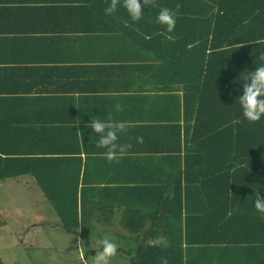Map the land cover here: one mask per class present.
<instances>
[{"label": "trees", "instance_id": "16d2710c", "mask_svg": "<svg viewBox=\"0 0 264 264\" xmlns=\"http://www.w3.org/2000/svg\"><path fill=\"white\" fill-rule=\"evenodd\" d=\"M140 2L133 23L110 0H0V182L32 179L63 229L82 230L83 259L97 252L85 231L121 211L129 264H264V117L236 102L264 66V0ZM177 4L167 33L157 16ZM109 114L130 125L119 163L87 127Z\"/></svg>", "mask_w": 264, "mask_h": 264}, {"label": "rangeland", "instance_id": "374dc122", "mask_svg": "<svg viewBox=\"0 0 264 264\" xmlns=\"http://www.w3.org/2000/svg\"><path fill=\"white\" fill-rule=\"evenodd\" d=\"M27 185L34 186L36 191L33 187L28 190ZM117 218L113 217L112 228L119 227ZM95 227L97 225H92L89 233L85 231L90 237L89 248L98 251L96 242L105 235L114 237L118 248L124 252L136 246L130 240L132 236L123 229L104 232L103 228L98 227L102 231H97ZM94 230L98 235L92 232ZM80 245L83 249L82 236H72L63 229L34 181L21 177L0 182V263L92 264L94 255L83 259L84 251H78ZM122 251H118L112 264H129Z\"/></svg>", "mask_w": 264, "mask_h": 264}, {"label": "clouds", "instance_id": "9594fccd", "mask_svg": "<svg viewBox=\"0 0 264 264\" xmlns=\"http://www.w3.org/2000/svg\"><path fill=\"white\" fill-rule=\"evenodd\" d=\"M121 3L133 23L139 22L143 18V7L140 0H110V4L105 9L106 14L110 16L114 15L118 7L121 6ZM143 6L154 7L155 0H143ZM181 7L182 5L177 4L175 13L166 7L160 10L157 16V23L163 26L167 33L174 31L176 27V15ZM161 35H164V33L162 32ZM166 38L170 39L171 37ZM242 46L244 45H238L239 48ZM259 59L264 61V54H261ZM242 85L243 92L236 102L238 101L241 106L243 118L249 123L255 124L264 117V66H257L255 67V71L247 72L244 75ZM115 108L117 112L124 110L120 104H116ZM129 126L128 122L114 120L111 114L108 115L106 120L93 117L87 125L88 128L92 129L93 133L97 134L98 141L96 147L105 149L103 156L109 163H119L132 148L131 143L124 144L119 142L120 136L127 132ZM77 135L80 136L82 141L83 132H77ZM136 140L137 143L143 142L142 137H137ZM254 207L256 212L264 215V197L257 194ZM162 240L163 238L159 237L155 243L159 245ZM96 243L99 250L92 258V264H112L113 259L118 253V245L115 243L114 237L105 235ZM78 251H82L81 245ZM161 264H168L167 258H161Z\"/></svg>", "mask_w": 264, "mask_h": 264}, {"label": "crops", "instance_id": "0c3cea01", "mask_svg": "<svg viewBox=\"0 0 264 264\" xmlns=\"http://www.w3.org/2000/svg\"><path fill=\"white\" fill-rule=\"evenodd\" d=\"M161 97H165V98H168L167 97V95H161ZM158 98V95H153V94H151L150 96H149V119H151V120H160V116H158V114H159V111L157 110V107H158V109H159V101L162 99V98H160V99H157ZM170 99L172 100V96H170ZM152 100V101H151ZM166 106H167V104H166ZM171 108H172V105H171ZM164 117H165V119L167 120V119H172L173 118V113L172 112H168V113H165V115H164ZM23 177H27V176H23ZM21 178V177H20ZM28 179H30L29 177H27ZM19 179V178H18ZM13 180H16V179H13ZM31 180V182L33 183V180L32 179H30ZM27 187H30V188H28V190H30L32 187L34 188V190L36 191V188L34 187V186H30V185H27ZM119 214H117L116 215V217H118L117 219H118V221L116 222V224H118V226L119 227H115V228H112V225H113V223H111L110 225H103V224H93V226L94 225H97V227H95V230H97V231H102V230H100L98 227H101V228H103V230H104V232H107V231H110L111 230V232L112 231H121L122 230V228H121V226L119 225V216H120V213H121V211H119L118 212ZM113 222V221H112ZM34 225H36V224H34ZM99 225V226H98ZM104 228H107V229H104ZM121 229V230H120ZM95 230L94 231H92V232H94V234L95 233H98V232H95ZM81 232H82V230L80 229L79 230V235L81 236ZM95 235H98V234H95Z\"/></svg>", "mask_w": 264, "mask_h": 264}]
</instances>
